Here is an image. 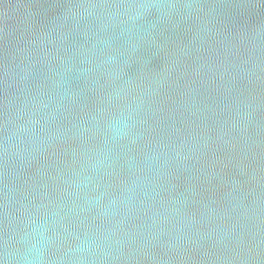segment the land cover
Listing matches in <instances>:
<instances>
[{
    "label": "water",
    "instance_id": "water-1",
    "mask_svg": "<svg viewBox=\"0 0 264 264\" xmlns=\"http://www.w3.org/2000/svg\"><path fill=\"white\" fill-rule=\"evenodd\" d=\"M0 264H264V0H0Z\"/></svg>",
    "mask_w": 264,
    "mask_h": 264
}]
</instances>
